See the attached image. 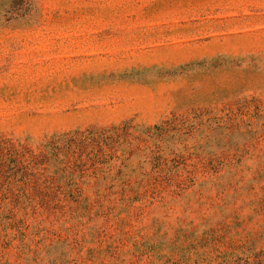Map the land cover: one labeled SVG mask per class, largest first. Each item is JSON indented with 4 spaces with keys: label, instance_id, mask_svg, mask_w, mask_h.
Returning a JSON list of instances; mask_svg holds the SVG:
<instances>
[{
    "label": "rangeland",
    "instance_id": "rangeland-1",
    "mask_svg": "<svg viewBox=\"0 0 264 264\" xmlns=\"http://www.w3.org/2000/svg\"><path fill=\"white\" fill-rule=\"evenodd\" d=\"M0 264H264V0H0Z\"/></svg>",
    "mask_w": 264,
    "mask_h": 264
}]
</instances>
